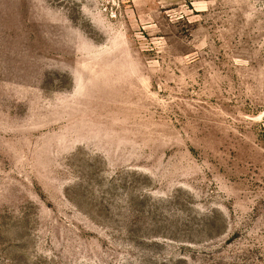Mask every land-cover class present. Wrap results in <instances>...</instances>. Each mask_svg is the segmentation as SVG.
Listing matches in <instances>:
<instances>
[{
	"label": "rangeland",
	"instance_id": "obj_1",
	"mask_svg": "<svg viewBox=\"0 0 264 264\" xmlns=\"http://www.w3.org/2000/svg\"><path fill=\"white\" fill-rule=\"evenodd\" d=\"M0 264H264V0H0Z\"/></svg>",
	"mask_w": 264,
	"mask_h": 264
}]
</instances>
